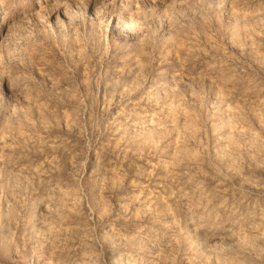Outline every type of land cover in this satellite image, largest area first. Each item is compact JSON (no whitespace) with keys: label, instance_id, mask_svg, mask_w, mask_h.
Here are the masks:
<instances>
[{"label":"clouds","instance_id":"1","mask_svg":"<svg viewBox=\"0 0 264 264\" xmlns=\"http://www.w3.org/2000/svg\"><path fill=\"white\" fill-rule=\"evenodd\" d=\"M247 49L264 0H0V264H264Z\"/></svg>","mask_w":264,"mask_h":264},{"label":"rangeland","instance_id":"2","mask_svg":"<svg viewBox=\"0 0 264 264\" xmlns=\"http://www.w3.org/2000/svg\"><path fill=\"white\" fill-rule=\"evenodd\" d=\"M213 3V0H204V6L207 7V5ZM228 17H225L223 20L221 21H217V23H225L227 24L228 22ZM230 51H233L237 56L240 55V51L239 49H230ZM128 53L127 52H114L112 55L111 60L108 62V64L106 65V71H108L110 73V75L113 78H118L120 73L116 71L117 68H123V64H124V57L127 56ZM177 56L180 55V53L178 52L176 54ZM169 56H171V54L169 53ZM243 60L244 63L250 64L251 65V69L250 72H256L258 75L261 76L262 80H264V69H260V67L255 63V57L251 52V49H247L244 53L243 56ZM157 72L158 73H162V75L159 76V78L163 81H170L172 79V77L177 76L178 73V68L177 65L175 63V61L171 62V63H164V64H159L158 68H157ZM154 75H156V73H154ZM188 77L185 76V80H187ZM222 88L219 87H215L212 85L211 81H207L206 82V87L204 90V94L201 97L205 107L207 108L211 103L215 102L217 97L221 94L222 92ZM238 91L240 92H245L247 91V85L244 82H241L238 85ZM213 119L216 122H220L222 119H224V117L222 116V114L220 113H215L213 115ZM255 175L257 177H264V169H255ZM236 182L239 183V178L237 177Z\"/></svg>","mask_w":264,"mask_h":264}]
</instances>
